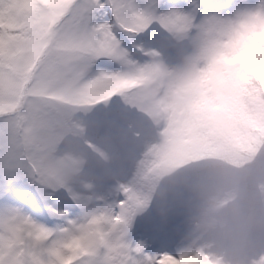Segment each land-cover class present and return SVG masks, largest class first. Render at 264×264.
<instances>
[{
	"label": "snow or ice",
	"instance_id": "snow-or-ice-1",
	"mask_svg": "<svg viewBox=\"0 0 264 264\" xmlns=\"http://www.w3.org/2000/svg\"><path fill=\"white\" fill-rule=\"evenodd\" d=\"M220 36L264 51V0H0V76L21 96L84 97ZM23 103L0 117V264H208L145 197L51 185L29 163Z\"/></svg>",
	"mask_w": 264,
	"mask_h": 264
},
{
	"label": "rangeland",
	"instance_id": "rangeland-1",
	"mask_svg": "<svg viewBox=\"0 0 264 264\" xmlns=\"http://www.w3.org/2000/svg\"><path fill=\"white\" fill-rule=\"evenodd\" d=\"M238 47L227 36L204 37L196 50L165 57L84 97L59 90L46 93L47 99L21 96L13 79L0 76L1 90L12 92L0 104V117H14L24 102L29 162L51 185L85 195L121 186L174 221L176 245L182 242L208 264H264V178L251 200L243 198L235 171L225 178L230 186L225 189L194 171L210 153L219 156L221 136L234 134L248 120L244 82L250 66L264 65V51L244 47L239 54ZM9 69L15 73V66ZM132 82H137L134 90L126 91ZM105 100L135 115L122 111L114 127L101 114ZM78 113L77 142L64 118ZM91 121L98 130L87 134Z\"/></svg>",
	"mask_w": 264,
	"mask_h": 264
},
{
	"label": "trees",
	"instance_id": "trees-1",
	"mask_svg": "<svg viewBox=\"0 0 264 264\" xmlns=\"http://www.w3.org/2000/svg\"><path fill=\"white\" fill-rule=\"evenodd\" d=\"M136 84L137 82H132L123 88L127 89L126 91L134 90ZM40 95L44 99L50 98L46 93ZM243 100L248 120L246 122L241 121L234 134L221 136L216 142V147L218 146V151H220L219 156L210 153V157L201 166L195 167L194 171L204 176L205 179H216L218 186L222 189L230 187L225 185V181H228V176L235 171L241 176L240 182L244 188L243 198L254 200L257 195L254 189L258 187L256 183L264 178V65L250 66L248 69L244 82ZM105 103V107H102L104 112L101 114L105 115L107 117L105 121L114 127L119 125L118 121L119 118H122V111L125 114L135 115L129 109H125V111L122 109L121 111L119 104H113V101L105 100ZM124 107L128 108V106ZM115 108L116 110H114ZM79 117L80 114L78 113L76 118L67 116L64 118L65 128L74 134L72 136L77 139V142L80 141V127L76 125ZM141 122L145 123L144 120ZM84 130L87 134L96 133L98 127L91 121ZM29 163L32 165L31 162ZM199 175H195V177Z\"/></svg>",
	"mask_w": 264,
	"mask_h": 264
},
{
	"label": "bare ground",
	"instance_id": "bare-ground-1",
	"mask_svg": "<svg viewBox=\"0 0 264 264\" xmlns=\"http://www.w3.org/2000/svg\"><path fill=\"white\" fill-rule=\"evenodd\" d=\"M208 251V250H207ZM207 254V253H206ZM216 256V255H215ZM210 261V260H209ZM211 262V261H210Z\"/></svg>",
	"mask_w": 264,
	"mask_h": 264
}]
</instances>
